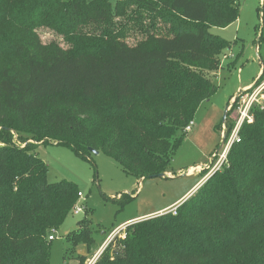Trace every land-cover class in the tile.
I'll return each instance as SVG.
<instances>
[{
    "label": "trees",
    "instance_id": "16d2710c",
    "mask_svg": "<svg viewBox=\"0 0 264 264\" xmlns=\"http://www.w3.org/2000/svg\"><path fill=\"white\" fill-rule=\"evenodd\" d=\"M239 10L238 0H0V264H50L49 236L78 199L73 181L49 180L37 144L85 159L99 150L137 178L166 171L232 48L212 28ZM258 11L262 46L264 0ZM135 15L145 36L131 45L122 18ZM40 27L70 46L44 43ZM251 113L222 169L175 214L131 223L94 264H264V100ZM92 233L81 220L67 240L90 248Z\"/></svg>",
    "mask_w": 264,
    "mask_h": 264
},
{
    "label": "rangeland",
    "instance_id": "374dc122",
    "mask_svg": "<svg viewBox=\"0 0 264 264\" xmlns=\"http://www.w3.org/2000/svg\"><path fill=\"white\" fill-rule=\"evenodd\" d=\"M111 1L113 4L117 2ZM238 2L240 9L238 19L227 28H212L213 33L223 36L232 43V48L222 56L219 67L209 73L217 85V90L198 107L194 116L196 126L187 131L184 141L167 166L165 176L137 178L127 174L120 163L102 152L99 154L92 152L85 159L64 145L54 143L36 145L35 151L49 165V180L73 181L83 193V197L78 198L75 203L82 206L83 211L75 214L74 209L71 210L62 225L56 231H52L55 238L51 241L50 264H88L94 259L93 253L99 246L105 245V238L109 234L110 239L106 247L110 245L115 251L117 238L125 237V232L132 222L144 219L131 220L118 228L119 224L168 205L199 178L209 175L208 180L216 172L212 171L219 155L214 157V154L221 145L222 149L227 146L246 102L264 100L263 71L258 74L264 61V45L261 46L258 41L261 24L258 9L263 0ZM143 15L148 16L145 13ZM136 18L137 15L132 21L128 20L129 22L122 18V23L126 24L125 30L131 33L125 40L131 45L138 43L145 36L136 25L130 27L132 23H138ZM38 33L44 43L57 41L63 47L70 46L48 27H40ZM249 84L251 85L244 88ZM245 99L247 100L244 101ZM227 106L229 108L225 128L223 119ZM22 136L31 137L28 134ZM16 141L17 144L26 145L21 139L16 138ZM227 160L226 157L222 167ZM197 164H204V169L193 173L188 171L190 165ZM123 194L126 199H121ZM177 209L178 206L176 212ZM87 219L91 221L94 242L90 248L83 243L74 247L67 240V235L77 229L79 221Z\"/></svg>",
    "mask_w": 264,
    "mask_h": 264
},
{
    "label": "built area",
    "instance_id": "2783aa9c",
    "mask_svg": "<svg viewBox=\"0 0 264 264\" xmlns=\"http://www.w3.org/2000/svg\"><path fill=\"white\" fill-rule=\"evenodd\" d=\"M262 98H264V95H263ZM246 100H247V99H245L244 101H246ZM254 101H255V100H248V101L246 102V106H245V108H244V111L242 112V115H241L240 119H239L238 125H237V127L235 128V130H234V132H233V134H232V136H231V138H230V140H229L227 146H225L224 149L221 148L218 152H216V153L214 154V157H217V155H219V158L217 159V163L215 164V166H214L212 172L217 171V170H219V169L222 167V163L226 160L227 154H228V152H229L231 146H232L235 142L240 141L239 132H240V129H241L243 123H244L245 121H249V122L253 121V115H252V113H251L252 108H253V105H254L255 103H260V102H261V101H259V100H258V102H254ZM193 125H194V121L192 120V121L186 126L185 129H186L187 131H189V130L192 128ZM225 128H226V123H225ZM225 135H226V133L224 134V137H225ZM81 197H83V193L79 191V192H78V198H81ZM176 207H177V206H176ZM176 207L171 208V209L169 210V212L173 211V213H176V211H175ZM73 209H74V213H75V214H80V213L83 211V207L80 206V205H78V203L75 204V206H74ZM167 212H168V211H167ZM118 228H120V227H118ZM54 238H55V236H54V234L52 233V234L49 236V239H50V240H53ZM109 239H110V234L107 235V237L105 238V245H102L101 249L104 248V247H106V243L109 242ZM100 255H101V254H97V255L94 257V259H92V261L89 262L88 264H94V263L97 261V259L99 258ZM64 264H68V263H64Z\"/></svg>",
    "mask_w": 264,
    "mask_h": 264
},
{
    "label": "crops",
    "instance_id": "0c3cea01",
    "mask_svg": "<svg viewBox=\"0 0 264 264\" xmlns=\"http://www.w3.org/2000/svg\"><path fill=\"white\" fill-rule=\"evenodd\" d=\"M227 28V27H226ZM264 69V66L262 65L260 70H259V73L262 72ZM258 76V75H257ZM251 84L245 86L244 88H247L248 86H250ZM233 98V96H232ZM194 121V119H193ZM196 126V123H194L193 125V128ZM192 129V128H191ZM206 164V163H205ZM202 169H204V164H197V165H190V167L188 168V171L189 172H197V171H201ZM165 173V172H164ZM166 174V173H165ZM169 174V173H168ZM209 176V175H208ZM208 176L204 177L202 176L201 178H199L193 185H191L190 188H188L184 193H182L179 197H177L175 200L171 201L168 205L160 208V209H156L154 211H151V212H148V213H145L143 215H140V216H136L134 218H131L129 220H126L124 222H122L121 224L118 225V227H120L121 225L123 224H127L129 223L131 220H134V221H137V220H140V219H145V218H149V217H153V216H156V215H160L162 213H165L167 211H169L171 208L173 207H176V206H179L182 202H184L187 198H189L208 178ZM102 246V244L99 246V248L93 253L94 254V257L97 255V254H101L103 252V250L105 249L102 248L100 249Z\"/></svg>",
    "mask_w": 264,
    "mask_h": 264
},
{
    "label": "water",
    "instance_id": "95a60500",
    "mask_svg": "<svg viewBox=\"0 0 264 264\" xmlns=\"http://www.w3.org/2000/svg\"><path fill=\"white\" fill-rule=\"evenodd\" d=\"M228 108L229 106L226 107V110H225V114H224V119H223V122L224 124L227 122V114H228ZM222 145L220 146V148L217 150V152L221 149ZM90 150L93 152V153H96V154H99L100 151L99 150H94L92 148H90ZM166 174L164 172L158 174V176H165ZM153 177V176H152ZM133 223V222H132Z\"/></svg>",
    "mask_w": 264,
    "mask_h": 264
}]
</instances>
